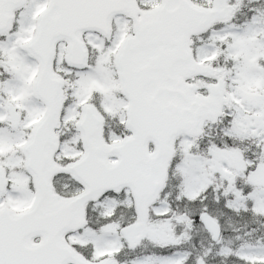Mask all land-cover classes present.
Returning <instances> with one entry per match:
<instances>
[{
    "label": "snow or ice",
    "instance_id": "6c2138e0",
    "mask_svg": "<svg viewBox=\"0 0 264 264\" xmlns=\"http://www.w3.org/2000/svg\"><path fill=\"white\" fill-rule=\"evenodd\" d=\"M0 264H264V0H0Z\"/></svg>",
    "mask_w": 264,
    "mask_h": 264
}]
</instances>
